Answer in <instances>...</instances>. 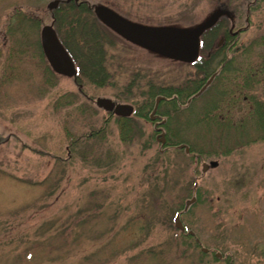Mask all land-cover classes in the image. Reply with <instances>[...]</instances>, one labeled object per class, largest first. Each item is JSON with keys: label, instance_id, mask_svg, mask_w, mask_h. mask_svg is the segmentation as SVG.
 Returning a JSON list of instances; mask_svg holds the SVG:
<instances>
[{"label": "rangeland", "instance_id": "374dc122", "mask_svg": "<svg viewBox=\"0 0 264 264\" xmlns=\"http://www.w3.org/2000/svg\"><path fill=\"white\" fill-rule=\"evenodd\" d=\"M52 1L0 0V264H227L182 236L173 221L179 212L178 221L201 247L232 264H264L263 135L253 129L219 135L211 126L223 115L216 109L223 107L221 93L240 80L214 77L178 110L170 101L159 104L158 119H149L153 105L140 106L151 88L172 92L192 84L202 64L211 63L217 75L222 31L204 33L197 60L183 63L105 28L103 68L90 80L80 78L79 87L55 74L42 55L40 29L58 6L48 9ZM80 1L154 26L192 27L223 8L235 28L245 26L249 2ZM250 20L236 48L264 37V6L256 5ZM84 59L81 69L88 72L93 63ZM255 93L264 98V88ZM98 97L130 104L135 113L122 124L95 104ZM236 105L230 114L242 121L244 105ZM161 120L163 146L154 129ZM178 141L191 155L172 148ZM209 161L217 165L202 170Z\"/></svg>", "mask_w": 264, "mask_h": 264}, {"label": "trees", "instance_id": "16d2710c", "mask_svg": "<svg viewBox=\"0 0 264 264\" xmlns=\"http://www.w3.org/2000/svg\"><path fill=\"white\" fill-rule=\"evenodd\" d=\"M246 2L248 3L245 9L246 23L244 27L235 28L229 24V18L222 17L219 19L217 24L205 32V36H213L216 30L222 31L221 36L223 38V43L219 48H215L216 54L221 55L222 59H220L217 63V66H219L217 72L218 74L216 75V72L214 73L211 63L207 65L202 64V66L199 67L198 72L201 76V79H198V75L196 79L191 81L192 84L187 85L183 89L172 92L165 89H149L147 92V99L143 100V102H140L142 103L140 106L143 109L150 110L154 104L151 102V99L154 98L155 100V98L160 95L163 96L165 100H161L159 104L164 103L165 101H170L175 110H178L180 106L187 105L191 99L198 97L203 91L206 90L210 83L204 84V89L198 93V95L194 96V94H196V92H198L197 90L200 88V83L203 84L204 80H207L211 76L213 78H220L221 74H232V77L239 79L240 82H237L235 85H233V89L230 91V93L227 88H225V92L223 91L221 93L223 110L219 107L216 109L218 111H222L223 115L220 117L215 116L216 119L213 120L214 124L211 126L219 135L223 133H235L253 129L259 138L260 135H263L264 138V98L260 99V97L255 93L259 88H264V37L260 38L259 41H249L248 45L244 47L240 45L239 48H236L237 44L235 43L239 38V35L246 31L250 26V16L253 14L254 7L256 5L264 6V0H247ZM53 15L52 24L55 26L54 29L58 38L72 57L73 61L79 66V73L76 77V82L78 81L77 83L81 84L79 80L82 77L90 80L98 70L103 68L104 58L101 41L106 36V34L108 35L105 27H103L94 17L92 5H89L85 1L71 0L68 3L62 1L57 6V9L53 10ZM262 26L264 29V22ZM258 28H260V25H258ZM225 45L227 48H229L228 50L224 48ZM77 46L79 47V50H77ZM227 51L231 54L229 58H227L225 54ZM84 58L92 61L93 63V67L88 69V72H85V69H81V66L84 65ZM234 74L236 76H234ZM230 78L228 80H230ZM231 95H233L234 98ZM233 102L234 104H237L236 106L238 107L242 104L244 105L243 107L240 106L244 114L242 121L234 120L230 114V111L232 112L233 110ZM136 114L138 116L144 117L146 113L144 111H138ZM120 120L123 122L122 124L128 123L130 121L129 118ZM161 123H163L162 126L164 130L166 128L165 120H162ZM122 126L127 128L125 125ZM125 136L126 133H122V137ZM170 145L172 148L177 150H180L178 148L179 145H184L188 148L190 155L192 153V149L188 147L183 141H178ZM197 159H201L199 155L197 156ZM182 236H184V234H182ZM187 236L191 238V240L194 238L193 246L194 248H199L196 237L189 234H187ZM226 261L227 264H232L230 259L227 258Z\"/></svg>", "mask_w": 264, "mask_h": 264}, {"label": "water", "instance_id": "95a60500", "mask_svg": "<svg viewBox=\"0 0 264 264\" xmlns=\"http://www.w3.org/2000/svg\"><path fill=\"white\" fill-rule=\"evenodd\" d=\"M58 0H53L48 4V9L55 8ZM93 13L95 17L107 28L113 32L141 47L145 50L163 56L165 58L191 63L194 62L198 55L199 36L207 29L212 27L221 16L229 17L226 9H215L203 21L192 27L181 26H150L129 21L110 8L104 5H93ZM40 45L43 55L50 66L51 70L61 76L74 77L75 68L73 62L58 40L52 25H43L40 30ZM161 98H156V105ZM95 104L105 111H112L115 115L128 117L133 109L129 104L114 103L109 98L99 97L95 99ZM161 143L164 142L163 134H161ZM179 149L183 148L187 153L188 148L179 145ZM217 163L214 161L202 164V170L207 166L214 167ZM175 226L182 230V226L178 219L174 220ZM204 251V249H203ZM217 256H219L217 254Z\"/></svg>", "mask_w": 264, "mask_h": 264}, {"label": "flooded vegetation", "instance_id": "af4514ba", "mask_svg": "<svg viewBox=\"0 0 264 264\" xmlns=\"http://www.w3.org/2000/svg\"><path fill=\"white\" fill-rule=\"evenodd\" d=\"M218 47V46H217ZM155 118L156 119H158L159 117L157 116V115H155ZM154 121H155V119H154ZM158 121V120H157ZM162 122V120L161 121H159V122H155V127H154V129L157 131V133L159 134V139H161V133H163L164 134V132H163V126H162V124L164 123H161ZM165 137V136H164ZM212 252H213V255L215 256V254H216V252H215V250H212ZM206 253H208V251L206 252ZM228 257L227 256H224V255H221V257H220V259H227Z\"/></svg>", "mask_w": 264, "mask_h": 264}]
</instances>
